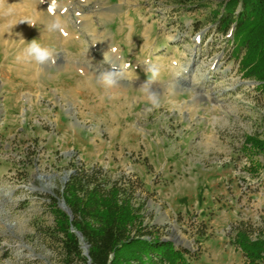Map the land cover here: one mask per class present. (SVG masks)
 I'll list each match as a JSON object with an SVG mask.
<instances>
[{
  "label": "rangeland",
  "instance_id": "374dc122",
  "mask_svg": "<svg viewBox=\"0 0 264 264\" xmlns=\"http://www.w3.org/2000/svg\"><path fill=\"white\" fill-rule=\"evenodd\" d=\"M222 1H4L0 264H64L50 196L83 164L138 178L145 222L191 264H247L234 238L264 230V149L248 143L264 138V98L209 13ZM32 39L55 65L17 62ZM145 60L160 68L152 111ZM113 63L134 79L106 91L96 76Z\"/></svg>",
  "mask_w": 264,
  "mask_h": 264
},
{
  "label": "trees",
  "instance_id": "16d2710c",
  "mask_svg": "<svg viewBox=\"0 0 264 264\" xmlns=\"http://www.w3.org/2000/svg\"><path fill=\"white\" fill-rule=\"evenodd\" d=\"M209 13L218 31L228 36L230 54L243 75L264 98V0H223ZM248 143L264 149V138L251 136ZM73 167L49 204L64 264H191L189 250L163 241L156 227L145 222L138 178H113L102 165ZM253 233L241 225L234 242L247 264H264V230H257L255 237Z\"/></svg>",
  "mask_w": 264,
  "mask_h": 264
},
{
  "label": "clouds",
  "instance_id": "9594fccd",
  "mask_svg": "<svg viewBox=\"0 0 264 264\" xmlns=\"http://www.w3.org/2000/svg\"><path fill=\"white\" fill-rule=\"evenodd\" d=\"M4 0H0V6H2ZM29 22L32 25H35V20H23L21 22ZM49 32H58L63 30V21L59 18L53 20L48 26ZM115 51V49H112ZM57 52L47 45L37 42L36 39H32L27 43V45L22 49V52L16 56L17 62L23 63H35L36 65L42 66H51L56 63ZM105 59L107 55L105 54ZM146 65L145 71L148 75L147 80L140 86L141 91L146 95L150 107L148 111L153 109H158L161 107V98L157 91L152 90V85L156 82L160 75V68L158 65L151 63L148 60L144 61ZM130 64H117L113 63L109 68L102 69L99 71V74L96 76L97 82L102 85L106 90H112L121 86L122 81H133V77L129 74L128 69ZM180 87L179 81H172L169 85L170 91L175 92Z\"/></svg>",
  "mask_w": 264,
  "mask_h": 264
},
{
  "label": "water",
  "instance_id": "95a60500",
  "mask_svg": "<svg viewBox=\"0 0 264 264\" xmlns=\"http://www.w3.org/2000/svg\"><path fill=\"white\" fill-rule=\"evenodd\" d=\"M61 207H62V208L68 213V214L71 215V210H70V208L65 204L64 201L61 203ZM77 234L79 235L80 239L82 240V239H83L82 234H81L80 232H77ZM83 249H84V253H85L86 255H88V245L84 244V245H83Z\"/></svg>",
  "mask_w": 264,
  "mask_h": 264
},
{
  "label": "bare ground",
  "instance_id": "6f19581e",
  "mask_svg": "<svg viewBox=\"0 0 264 264\" xmlns=\"http://www.w3.org/2000/svg\"><path fill=\"white\" fill-rule=\"evenodd\" d=\"M4 1H6V0H4ZM7 2H9V1H7ZM12 2V1H11ZM3 4H6V3H3ZM10 4V3H9ZM34 4V3H33ZM22 10V9H21ZM44 30H45V28H43ZM47 30V29H46ZM40 32V31H39ZM45 33L44 34H46L47 32L46 31H44ZM48 34V33H47ZM49 34H50V32H49ZM42 35V34H41Z\"/></svg>",
  "mask_w": 264,
  "mask_h": 264
},
{
  "label": "snow or ice",
  "instance_id": "6c2138e0",
  "mask_svg": "<svg viewBox=\"0 0 264 264\" xmlns=\"http://www.w3.org/2000/svg\"><path fill=\"white\" fill-rule=\"evenodd\" d=\"M51 10V9H50Z\"/></svg>",
  "mask_w": 264,
  "mask_h": 264
}]
</instances>
